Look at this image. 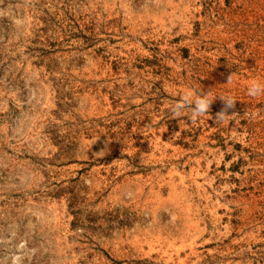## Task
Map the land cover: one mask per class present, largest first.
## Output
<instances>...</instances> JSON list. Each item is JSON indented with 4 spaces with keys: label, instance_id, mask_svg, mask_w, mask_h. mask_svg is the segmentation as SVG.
I'll return each mask as SVG.
<instances>
[{
    "label": "rangeland",
    "instance_id": "374dc122",
    "mask_svg": "<svg viewBox=\"0 0 264 264\" xmlns=\"http://www.w3.org/2000/svg\"><path fill=\"white\" fill-rule=\"evenodd\" d=\"M15 256L264 264V0H0Z\"/></svg>",
    "mask_w": 264,
    "mask_h": 264
},
{
    "label": "clouds",
    "instance_id": "9594fccd",
    "mask_svg": "<svg viewBox=\"0 0 264 264\" xmlns=\"http://www.w3.org/2000/svg\"><path fill=\"white\" fill-rule=\"evenodd\" d=\"M229 83H231V77H229ZM249 94L250 95L259 94V85H257L256 83H253L252 87L249 89ZM234 106H235L234 101L230 100L229 104H228V107H233L234 108ZM197 107H198V109H199V111L201 113H206L208 111L209 105H208V103L206 101L201 100V101H198ZM218 115H222V113L218 114ZM21 246H23V243H22ZM19 260H20V257H18V256L13 257V264H18Z\"/></svg>",
    "mask_w": 264,
    "mask_h": 264
}]
</instances>
